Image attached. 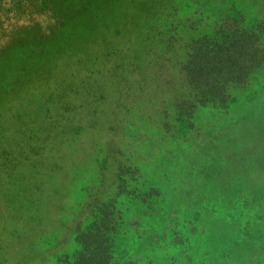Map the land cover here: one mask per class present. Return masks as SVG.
<instances>
[{
  "label": "rangeland",
  "instance_id": "374dc122",
  "mask_svg": "<svg viewBox=\"0 0 264 264\" xmlns=\"http://www.w3.org/2000/svg\"><path fill=\"white\" fill-rule=\"evenodd\" d=\"M247 30L264 47V0L0 15V264H76L100 244L108 264H264V65L244 84L220 72L216 100L184 66L199 40Z\"/></svg>",
  "mask_w": 264,
  "mask_h": 264
},
{
  "label": "trees",
  "instance_id": "16d2710c",
  "mask_svg": "<svg viewBox=\"0 0 264 264\" xmlns=\"http://www.w3.org/2000/svg\"><path fill=\"white\" fill-rule=\"evenodd\" d=\"M27 1L29 0H0V15L9 13L12 10L18 12L20 7ZM81 6V8H88L84 12L92 14V9L89 6ZM199 41L201 42H197L189 60L184 65L190 83L195 84L196 100L202 98V100H216L217 95L218 97L222 95L224 88L217 81L220 72L228 71L235 77L238 84H244L250 77L249 71L256 72L259 65H264L263 44L258 34L252 30H247V33H234L231 43H221V45L212 46V49L208 48L205 43L204 46L202 40ZM243 50H246L248 54L251 53L255 58L252 64H246L239 57L232 60L238 51ZM226 55L230 56L226 57ZM181 110H184V107ZM96 257H100L101 260H95ZM77 260L76 264H108L109 253L107 249L101 248V244L92 248H86L85 245L84 255L81 254Z\"/></svg>",
  "mask_w": 264,
  "mask_h": 264
}]
</instances>
